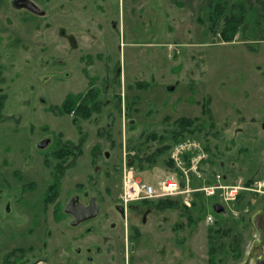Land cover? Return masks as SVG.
<instances>
[{"label": "rangeland", "instance_id": "obj_1", "mask_svg": "<svg viewBox=\"0 0 264 264\" xmlns=\"http://www.w3.org/2000/svg\"><path fill=\"white\" fill-rule=\"evenodd\" d=\"M30 1L43 13L0 0V255L21 247L29 264H155L162 247L164 264H208L217 202L220 218L243 240L241 257L226 247L214 264H239L259 239L253 220L264 217V193L241 191L227 203L208 186L264 179V0ZM224 15L238 23L232 42L222 37ZM92 88L100 109L74 124L60 104L67 93ZM178 118L193 120L178 141L193 139L207 153L188 177L167 165ZM80 138L55 202L45 206V161L53 164L56 147ZM42 139L48 143L40 148ZM130 168L134 179L150 183L173 172L188 192L146 200L152 207L139 249L125 253L128 262L116 252L117 229L103 218L115 221L112 206L121 203ZM75 195L100 205L98 216L78 227L64 211ZM167 199L178 205L160 207ZM88 247L104 255L86 262Z\"/></svg>", "mask_w": 264, "mask_h": 264}, {"label": "trees", "instance_id": "obj_2", "mask_svg": "<svg viewBox=\"0 0 264 264\" xmlns=\"http://www.w3.org/2000/svg\"><path fill=\"white\" fill-rule=\"evenodd\" d=\"M220 10V6L217 8ZM225 16L224 20V28L222 29V37L224 41H232L234 36L237 33L238 23L234 22L232 17ZM214 25V24H213ZM61 112L65 113H73L72 121L74 124H77V121L79 118H87L91 116L93 112H96L100 109V102L97 98V93L95 89L87 90L84 93H67L65 98L62 100L60 107ZM176 124V130H172V144H174L176 141H178L180 138L183 137V134H188L192 132V129L190 126L193 124V120L190 118H178L175 121ZM78 130L80 128L78 127ZM82 138V137H81ZM78 142H64L61 143L58 147H56L53 152L55 155L59 156L61 158L60 163H58L59 171L54 174V182L53 184L46 189L45 193V200H52L58 191V185L59 181L61 179V176L65 170L66 167L70 166L74 160V157L77 156V154L80 153L81 145H82V139ZM170 146V144L161 145L158 149L163 151L167 149ZM149 160L148 158H146ZM69 162V163H67ZM132 162V161H131ZM167 165H172L171 161H167ZM56 166V168H57ZM252 179H248L246 183H250ZM163 203V205H162ZM175 205H178L176 201L167 199L166 201H161V206L166 207H175ZM186 208V206H183ZM183 208L184 211H186ZM205 211H202L201 218L204 216ZM217 218L219 219L217 222V227L213 228L210 227L207 230V241H208V256H209V263L208 264H214L216 260V254L219 250L225 251L226 247H230V251H232L233 256L235 258H239L242 256V248H241V242H242V236L241 234L232 235V229L230 225H227L225 223L223 218H220L222 215L221 213L215 214ZM190 218V217H189ZM237 222H235L236 224ZM225 240L228 242V246L225 243ZM23 248H14L11 249L8 253L3 255V257L0 255V264H26L23 261Z\"/></svg>", "mask_w": 264, "mask_h": 264}, {"label": "built area", "instance_id": "obj_3", "mask_svg": "<svg viewBox=\"0 0 264 264\" xmlns=\"http://www.w3.org/2000/svg\"><path fill=\"white\" fill-rule=\"evenodd\" d=\"M206 157L207 153L204 145L188 138L176 142L170 150L171 162L187 177L189 174L194 175V173H199V165ZM132 176V169L130 168V170L127 171V181L124 183V194L121 195V201L124 203H127L128 200L165 196L172 197L188 192V189L182 187L181 182L173 172H166L155 183H150L141 179H134ZM208 187L209 189H215L217 190L216 192L221 193L223 199L229 203V201L231 202L235 200L238 193L241 191H252L260 194L264 193V179L254 180L252 183L246 185H222L217 182L215 185ZM229 188L231 190L228 192ZM204 190H206V188ZM207 193L210 194L212 192L208 191ZM183 202L185 205H190V200H188L187 197Z\"/></svg>", "mask_w": 264, "mask_h": 264}, {"label": "flooded vegetation", "instance_id": "obj_4", "mask_svg": "<svg viewBox=\"0 0 264 264\" xmlns=\"http://www.w3.org/2000/svg\"><path fill=\"white\" fill-rule=\"evenodd\" d=\"M23 1L24 0H12V4L14 6H16V7H22V8H25V9L31 11L29 8H27V7H25L24 5L21 4ZM51 154L54 157V160H53L54 163L50 164V163H48L47 160L45 161V163H47V166L50 168V171H51V181L47 184L46 189L53 184L54 178H55L54 174L59 171V167L57 165H58V163H60V160H61V158L59 156L55 155V153L53 151H52ZM67 163H69V162H67ZM56 166H57V168H56ZM66 169H67V167L65 168V170ZM60 184H61V179L59 181L58 187H60ZM46 189H45V191H46ZM92 197L89 198L88 202H82L79 199H77L75 204L82 203L83 205L88 206L89 203H90V199ZM95 200H96V198H95ZM146 200L147 199H139V200H135V201L129 202V203H123L121 201V203H117V204H114L112 206L113 212L111 211V214L113 216H115V217H113V218H115V221H110L109 218H108L109 216H106L105 218H103L104 220L108 221V223H109L108 225H111L112 230H113V228L117 229V232H114V235L116 236V238L121 239L122 247L116 249V252H117L118 255H121V260H124V261L128 260V262H129V259H128V257H126L125 253H129L130 252V254L131 253L133 254V252L137 248V246H136L137 242L136 241L139 242L140 241V237H142V235H143V233L141 232V227L140 226L147 224L148 214H149L150 209L152 207V205L150 206L149 204L146 203ZM69 201L67 202V204L69 203ZM53 202H55V201L54 200L52 201V200L43 199V204L45 206L49 205V204H51ZM96 202H97V200H96ZM67 204L64 207V211H65V213H67L68 215L71 216L70 225L73 226V227H78V226H81V225L88 224V222L94 220L99 214L100 205H98V214L94 218L79 222L77 224H72V221H74L75 219L70 213L66 212L65 208H66ZM97 204H98V202H97ZM158 206L159 205H156L155 207L158 208ZM132 213H133V215H132ZM132 216L135 218V221H134V223H129V222H131L130 220H131ZM181 226L182 225L180 224V227ZM88 229H89V227H87V226L84 227V231L85 232H87ZM108 230H106V229L103 230L102 229L101 233L102 234H104V233L109 234ZM105 236L107 238V235H105ZM105 236L102 235V238H105ZM130 239H131V242H130V246L128 248L127 244H128V240H130ZM259 239H260V236H259ZM259 239L255 240L254 244ZM180 244H182V243H180ZM123 245H126V248H124ZM253 245H252V247H253ZM252 247H251V249L247 250V252L244 251V255H243L244 257L242 258V260L239 261V264H253ZM137 249H139V248H137ZM107 250H108V248H106L105 252H107ZM109 250H110V253L106 254V255L109 257V259L111 261V260L115 259V256L112 254V250L111 249H109ZM79 251H80L79 249L76 250L77 259H78ZM94 251H93L94 254H92L89 247L85 248V250H84L82 255H83V257H84L86 262L93 261L94 258L97 257L100 254L104 255V253H103L104 251H101L99 247L94 248ZM167 256H168L167 249L166 248L163 249L161 247L159 249V251L155 252L154 263L155 264H164V260H167ZM233 258H235V257L233 256ZM143 260H145V259H143ZM95 261H97V259H95ZM74 262L79 264V261L78 262L74 261ZM24 263L29 264L28 261H26ZM80 264H85V263L81 262ZM116 264H118V263H116Z\"/></svg>", "mask_w": 264, "mask_h": 264}, {"label": "water", "instance_id": "obj_5", "mask_svg": "<svg viewBox=\"0 0 264 264\" xmlns=\"http://www.w3.org/2000/svg\"><path fill=\"white\" fill-rule=\"evenodd\" d=\"M21 4L37 14L43 13V11L30 0H24ZM41 78L42 81H45L48 77L42 76ZM129 122L132 123L133 120L130 119ZM47 143L48 139H43L38 142V146L42 148ZM77 199V196L72 197L65 208L66 212L70 213L75 219L72 221V224H77L79 222L94 218L98 214V204L94 197L90 199L88 206H85L82 203L75 204ZM213 210L216 213H221L223 211V207L216 202L213 204ZM253 223L260 236V239L252 247L253 264H264V217L258 213L254 217Z\"/></svg>", "mask_w": 264, "mask_h": 264}, {"label": "crops", "instance_id": "obj_6", "mask_svg": "<svg viewBox=\"0 0 264 264\" xmlns=\"http://www.w3.org/2000/svg\"><path fill=\"white\" fill-rule=\"evenodd\" d=\"M235 39V38H234ZM232 42V41H231ZM222 43H224V41L222 42Z\"/></svg>", "mask_w": 264, "mask_h": 264}]
</instances>
